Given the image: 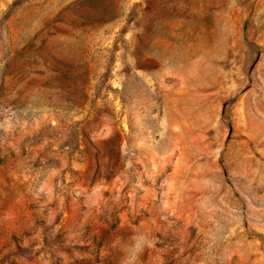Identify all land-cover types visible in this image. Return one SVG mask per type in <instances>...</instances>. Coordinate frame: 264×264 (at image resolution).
I'll list each match as a JSON object with an SVG mask.
<instances>
[{"label":"rangeland","instance_id":"obj_1","mask_svg":"<svg viewBox=\"0 0 264 264\" xmlns=\"http://www.w3.org/2000/svg\"><path fill=\"white\" fill-rule=\"evenodd\" d=\"M0 264H264V0H0Z\"/></svg>","mask_w":264,"mask_h":264}]
</instances>
